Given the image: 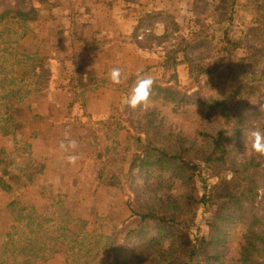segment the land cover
I'll return each mask as SVG.
<instances>
[{
    "label": "trees",
    "instance_id": "1",
    "mask_svg": "<svg viewBox=\"0 0 264 264\" xmlns=\"http://www.w3.org/2000/svg\"><path fill=\"white\" fill-rule=\"evenodd\" d=\"M122 1L128 5L125 16L135 17L121 35L123 43L135 50L162 47L174 52L167 53L166 67H172L175 77L167 82L165 77L154 79L152 99L177 110L194 105L204 120L191 134L175 129L157 105L126 108L127 136L137 148L127 173L105 177L101 170L99 180L132 195V219L94 240L86 254L74 261L68 258L67 264H264V214L256 209L264 190V157L254 154L245 140L253 125H264V0L255 1L252 24L237 35L232 33L237 25L235 2L227 7L220 0H187L190 22L184 23L150 8V0ZM49 2L0 0L1 98L8 90L12 96L19 92L31 98L49 89L53 59L18 50L39 20V6ZM143 5L148 9L139 7ZM225 16L228 25L223 39H217L204 21L221 22ZM180 67L187 72L186 91L172 84L180 77ZM78 74L82 93L76 92V98L86 105L90 93L108 83L80 64ZM136 80L124 86L126 96ZM18 127V121L8 117L0 121V136L21 142ZM6 154L0 147V187L18 189L21 177L9 171L12 163ZM147 172L159 175L155 184L148 180L146 188L138 177ZM239 222L247 230L232 257L230 229Z\"/></svg>",
    "mask_w": 264,
    "mask_h": 264
},
{
    "label": "crops",
    "instance_id": "2",
    "mask_svg": "<svg viewBox=\"0 0 264 264\" xmlns=\"http://www.w3.org/2000/svg\"><path fill=\"white\" fill-rule=\"evenodd\" d=\"M54 2L58 4L55 8L40 14V25L46 23L49 32L34 33L37 43L30 48L32 53L53 59L49 71L52 88L44 103L31 97L21 105L24 111H14L19 123L17 134L29 144L30 152L26 155L17 146L7 148L8 155L13 151L16 155L9 171L21 177L23 185L18 189L0 187V237L13 231L12 238L17 239L14 231H18L44 233V240L35 247L33 260L21 258L17 241H3L0 264H67L68 251L78 246L83 235L94 234L98 239L100 233L113 230L132 216L119 189L99 180L102 159L113 148L108 138L111 130L104 126L111 115L99 110L121 101H107L105 96L115 90L110 72L124 58L116 56L135 53L121 37L135 17L125 16L128 5L122 0H64L62 4L51 0ZM76 36L88 44L100 42L102 50L94 56L93 61L98 60L92 67L109 85L92 93L86 106L74 92L79 83V74L72 65ZM115 44L119 48H112ZM134 73L124 65L120 84L130 81ZM116 96L120 95L116 92ZM6 118L8 114L0 121ZM70 139L77 142V147L61 150L60 143ZM72 154L79 156L76 164L67 161ZM26 161L39 169L37 175L24 176L28 172ZM26 212L28 218L23 220L20 214Z\"/></svg>",
    "mask_w": 264,
    "mask_h": 264
},
{
    "label": "rangeland",
    "instance_id": "3",
    "mask_svg": "<svg viewBox=\"0 0 264 264\" xmlns=\"http://www.w3.org/2000/svg\"><path fill=\"white\" fill-rule=\"evenodd\" d=\"M58 1H61L60 2L61 4L64 2V0H58ZM150 1L152 3L150 8H156L163 12L171 13L174 16H176L177 19L181 22H184V23L190 22L189 21L190 15L188 14V11H187L188 9L187 0H150ZM209 1L212 3H216L219 0H209ZM220 1H222V3L226 5L227 7H228V4L230 5V2L231 3L235 2L233 8L237 16V25L232 33L234 35H237L243 30L247 31V29L249 28L250 24H252V21L254 19L256 5H257L255 3L256 0H226L227 3H225V1L223 0H220ZM56 2L51 3V0H50V2L44 7L39 6V8L41 9L39 11V20L33 26V31L31 32V34H29L26 37V39H23L19 43L18 50L20 53H32L30 51V48L32 46H35L37 43V41L35 40L36 36H34V33H36L37 31H41V32L44 31L45 34H46V31L49 32L46 29L47 28L46 23L44 25H40V14L42 11H47V10L50 11L53 8H55L58 5ZM262 3H264V1ZM139 7H142L145 10L148 9V7L145 5L139 6ZM223 13H224V10H222V15ZM43 15H46V14H43ZM225 18L226 16L222 18L221 22H218L213 19L204 21V26L210 33H213L217 37V39H223V31L228 25V21H226ZM197 28L199 29L200 27H197ZM143 36H144V32H141V37ZM74 40H75L73 44L74 50H72V52L74 53V57H73L74 64L72 65L76 67L77 72H78V64H80L84 68H87L93 71L96 74V77L100 78L97 72L92 67V64L94 65V62L98 60V59H95L93 61L94 56L98 54V51L100 52L102 50V46L100 45V42H94V43L88 44L82 40L81 41L78 40V36H76ZM112 48L117 49L119 48V46L115 44ZM133 50L135 52L133 55H128L127 53L125 54L124 52L119 53L116 56V59L117 58L120 59L123 57L124 58L119 64L118 63L114 64L115 68H119L121 70V73H122V68L124 65H127L129 70L132 69L133 72H135L133 77L130 79V82L132 79L137 78L139 75H142L144 73H147L148 75L152 76L154 79H158V80H161L163 77H165L166 82L171 81V79L175 77V75H173L174 72H173L172 67H166L167 66L166 62L168 63V58L166 55L168 52L174 53L173 51H171L172 48H168L167 52L166 50H163L162 47L154 51H150L148 49H145V50L133 49ZM178 73L180 75L179 79L173 80L172 84H175V86L179 87L180 90L186 91V89L184 88L188 86L189 84V81L187 79V72L184 69V67H180L178 70ZM81 77L82 76L79 75V79H81ZM130 82L128 81L125 84L113 85L112 90L114 89L115 90L110 91L108 94H106L105 97L107 101H109V99L113 101L121 99V101L115 102L114 104H111V105H106L105 107H103V109L99 110V112H102L103 114L111 115V119H108L109 121L107 122V125H104V126L108 127V129L111 130V132L108 133V138L112 142L113 148L111 151H108L104 155L103 157L104 159H102V162L100 164V171L103 170L105 172V177L106 176L111 177L115 173H122V174L127 173L129 162L131 160V157L133 156V152L137 148L136 142L131 138L128 139L127 129L125 127H130V126L127 122L128 117L126 113H124L127 106H125L122 103L123 99L126 97L125 95L126 90L124 86L129 84ZM47 85L49 89L42 91L40 93H35L31 95L30 97H35L36 100H38L41 103H44L49 96L50 89L52 88V77L51 76H50V81ZM78 86H79V83L76 89L74 88L73 89H74L75 94L77 92L78 95L79 94L81 95L82 90L79 91ZM108 86L109 85L107 84L100 88H107ZM29 89L33 90V87ZM99 89L94 90L93 92L90 93V95L94 93L95 91L97 92V90ZM8 91L2 94L4 95L2 98L0 97V107H2V111H0V118L2 117V115L4 116L7 114H8V117L14 118L13 116L14 111H15V114H18L20 110H23L21 105L25 103L28 99H30V98H25L23 93H19V92L16 94V96L15 95L12 96L9 94L10 92ZM100 92L102 93V90ZM116 92L120 95L119 97L116 96ZM43 93H45L44 96L41 95ZM190 93H192V91ZM78 100L81 102V97H78ZM86 105H83V106H86ZM154 105H157L159 107L160 111L163 113L165 117H167V120H169V123H171L175 129L184 130L187 133L195 134L203 123V120H204L203 112L199 108L195 107L194 105H187L177 110L171 104H164L162 102H157L153 100L152 97H150V102L148 103L147 106H154ZM248 137L249 135L246 137V139ZM14 141L15 140L13 138H8L7 140H5L4 138H2V136H0V147H5V149L7 150L9 146L13 148L17 146V149H19L20 151H24L26 155L30 152V148L23 141V139L21 142L19 141L18 143H15ZM247 144L249 146V149H251L250 140H248ZM11 153L12 155L11 154L8 155V152L6 154L7 159L12 163L10 167L14 166V164L16 163V155L14 151ZM29 158L30 157L26 156V159L28 161H30ZM28 161H26L25 163V168H27L28 172H30L29 177H33L34 175L38 174L39 169L32 166ZM158 175L159 173L157 172H150V173L147 172V173H143L139 175L138 180L141 183L144 182L145 186L148 180H151L152 184H155V181L158 178ZM119 191H120V194L122 195L123 200L128 205V202L132 199V195L127 190L125 191L119 190ZM256 209L260 214H264V190H262L257 200ZM28 213L29 212L20 214L23 220L28 215ZM131 219L132 217L126 223H123L122 225L114 228L113 230L107 231L106 233L105 232L100 233V235H98L99 236L98 239L96 238L94 234L93 235H89V234L83 235L79 244H77L78 246H76L75 249H71L70 251H68V258L74 261V259L78 258L81 254L82 255L83 253L86 254L90 250V247L94 246L93 245L95 244L94 240L96 242H99L101 239V236H103L104 234H111L115 229L121 228L125 224H127ZM246 230H247V226L243 222L236 223L231 227L230 242H231V248H232V251H231L232 257L237 255L239 244L242 241V238ZM14 233L18 234L17 239L12 238L13 231H11L10 233H7L6 235H3L0 237V243L5 241L7 243L9 242L10 244H14L17 241L16 245L18 247L17 248L18 251H20L21 258H28V259L33 260L35 258V255L33 254L35 247L40 242H42V240H44L43 238L44 233H37L35 235L25 234V233L22 234L18 231H14ZM165 244H167V242H165ZM75 254L77 255V257L74 256Z\"/></svg>",
    "mask_w": 264,
    "mask_h": 264
},
{
    "label": "clouds",
    "instance_id": "4",
    "mask_svg": "<svg viewBox=\"0 0 264 264\" xmlns=\"http://www.w3.org/2000/svg\"><path fill=\"white\" fill-rule=\"evenodd\" d=\"M110 78L113 84H120L121 70L119 68H113L110 72ZM154 84L155 80L152 76L146 74L139 75L134 87L123 99L122 103L133 110L147 106L150 102ZM245 140L246 144L248 140H250L251 149L254 154L264 157V125H253V128L249 133V137L247 139L245 138ZM59 147L63 151H68L69 149L74 150L77 147V142L71 139L68 140L67 143L62 141ZM78 159L79 156L75 154L67 156V161L70 164H76Z\"/></svg>",
    "mask_w": 264,
    "mask_h": 264
}]
</instances>
